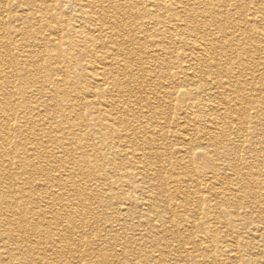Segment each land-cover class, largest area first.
<instances>
[{
  "label": "rangeland",
  "instance_id": "374dc122",
  "mask_svg": "<svg viewBox=\"0 0 264 264\" xmlns=\"http://www.w3.org/2000/svg\"><path fill=\"white\" fill-rule=\"evenodd\" d=\"M62 1L65 0H44L43 4L49 5V10L44 15L40 9H29L25 5L26 0H0L6 9L5 45L9 47L5 46L6 52L3 53H7L11 57V60L9 62L6 61L7 64L3 63L2 66H5L4 68L8 70L7 75H10L7 77V83L12 81L14 87L10 91L13 93L12 103H14L15 116L14 120L10 121L13 124L11 125L10 142L8 144L10 145L8 146V152L13 162L12 173L14 180L12 182L15 189V193L11 194L10 202L14 204V208H11L10 212L0 210V217L5 214L11 220L9 227L12 240L4 242V244L0 243V254L2 251H5L0 257V264H6L4 262L6 252H10L9 254H14L15 256H21L22 259L26 258L25 260L36 262L39 261L36 256L40 258L41 255L45 254L44 260L40 258V264H53L49 250L53 249L55 245L52 246L51 240L57 237L55 233L63 228V223L61 221L54 223L57 225H52L50 231L48 227L46 232L43 233V238L39 241L40 243L34 244L41 251L39 254L38 252L32 253L34 246L27 241V238L33 233L29 230V226H32L34 220L37 218H48L50 208L43 206L45 203L49 202V206H51L54 203H60V199L70 198L78 202L74 191L76 187L93 190L94 197L102 195L100 192L97 193L98 184L99 188L102 186L103 188L110 187L116 192V196L111 198L109 203L116 201L129 202L130 199L138 200L141 198L138 188L122 187L119 182L121 180L120 175L123 173L125 179L132 184L137 185V183H142L141 174H138L140 166L134 163L137 160L134 157L128 160L126 158L123 164L119 155L116 158L113 157L115 159L113 161L101 156L113 153L115 148L126 146L129 148L131 145L127 141H124L125 139L120 138L119 135L123 133V131H120V125H115L114 129H116L114 133L110 132L106 134V131H104V138L101 134L88 135L89 130L87 127L77 125L76 123L78 122L73 124L71 123L73 121H60L59 119L57 112L59 108L64 113H67L66 109H69L71 113L72 111H81L85 115L84 122H88L89 126L93 127L95 121L91 120L93 116L90 113H93L91 110L101 112L105 104H112V102H104V99L99 95L86 93L93 102L94 108L90 109L89 106L85 105V100L76 98V96L80 95L75 92L82 91L91 86L92 90L93 87H97L98 81L92 75L94 68L99 73L97 77H104L106 83H109V87L121 78V72L116 68L117 63L112 62L106 57L107 53L116 48L113 42L95 40L89 44L80 46L82 44L81 38L75 37L73 31L65 28V25L69 21L75 23L82 22L85 26L89 25L93 16L92 8L79 9L78 7L82 4L79 0H73V4L66 2L65 5L61 6ZM155 1H157L159 6L156 7V13H160L164 18L170 17L172 5L169 1L171 0ZM141 2L145 3V0L126 1V10H123V14L125 16L127 14L129 20L125 28L128 39L123 45L129 48L130 58L134 63V72L138 76V80L135 82L137 84L135 87L140 90L138 96L151 100L148 108L145 107L143 102L141 110L139 109L138 111H142L146 117H149V115L151 117L147 119V122H145V119L140 118L141 122L140 120L138 121L141 126L140 130L136 131L134 127H130L128 133L134 134L136 132L135 144H138L139 147L145 145L147 139L152 140V152L160 155L156 160L157 164L163 163V166L166 167L162 170L165 173L162 172L161 175L165 177L172 175L170 181L172 185H179L180 183L182 187L186 184L189 186L188 191H184L191 198L193 197V199L187 203V207L181 208L174 203H182L171 200L165 203L166 212H176L180 217L193 220L196 224L203 223L208 225L207 222L213 219H210L204 213L206 210L204 203L205 198L210 193H213L214 185L212 184L211 189L208 180L211 177L205 175L207 172L202 174V171L198 168L195 156L198 149L188 151L185 149L186 147H190L189 139L194 140V145L199 142L203 143L199 134L197 136L196 129L199 127L198 124L200 126L206 124L205 120L203 116L193 118L194 115L198 114L199 108L205 112L206 107L207 109L212 108L214 104H219L221 101L220 94H217L215 97H209L206 100L207 102L201 101V98H203L207 91L209 92V90L202 91L201 85L211 86L212 88L214 87V90H217V83L226 80V78L228 79L227 75L231 78V74H227L226 72L224 74L225 78L222 76V73H215L213 72L214 70H210L205 77L201 76V72H197L189 66V59L180 56L187 50L184 42L175 41L173 44H170L164 39L161 42L159 30H156V26L154 25L156 17L152 13H149ZM199 2L194 6L187 7L182 12L180 20L183 21L179 22L182 24L186 21L192 26V31H188L187 35L194 39H200L199 36L202 37L207 31L211 35L210 38H217L219 43L216 46H212L214 48L212 49L214 65L225 70L231 69L234 81H238L240 84L243 81L249 82V84H244L245 92L251 94L253 98L261 97V101L257 99L255 100L256 102L251 103L252 107H247L249 121L247 122V129L242 139L243 146L240 156L241 158L247 157L248 159L238 160L237 171L245 173L250 170L251 163L256 165V179L259 183L257 185L258 209L259 212L264 213V41L258 36L259 31L264 30V0H234L232 2L234 6L231 8H224V6L217 7L212 4L213 0H199ZM204 5H206V9ZM62 8L63 16L59 13ZM201 9L205 10L202 11ZM210 11H215L216 14L214 16L210 15ZM188 16H191L192 20L188 19ZM210 18H213V20ZM221 25H223L226 31L232 32L236 37H242V35L247 34V41L233 42L229 50L228 48H222L223 33L220 32ZM86 31L89 32L88 30ZM62 34L68 38L67 40H74L75 45L73 46L72 42H70V47L63 45L58 48L61 52L70 51L73 56L69 58L70 55L68 54V58L50 59L48 53L52 51V48L54 50L55 44L60 42ZM250 36H254V38L249 40ZM243 48L248 51H242ZM229 51L232 52L230 53ZM154 52L159 56L157 55L155 58L148 57L149 54H154ZM228 57L229 59L226 60L227 63L224 65L225 59ZM237 58L249 59V67L258 62L263 63V65L257 64L252 70L241 67L242 72H244L238 73L237 68L240 69V67L234 63ZM0 61L4 62L2 58H0ZM193 74H196V76ZM235 75L238 78L234 77ZM21 88L23 90L24 101L27 99V101H31V104L27 103L24 107L20 106L22 100L20 94ZM236 91L238 92L239 89H236ZM230 94L228 98L233 103L239 101L241 98L239 95L235 98L232 93ZM60 97L64 99L68 98L70 105H76L74 110L66 103L61 104L63 102L59 100L61 99ZM57 98L59 102L51 106ZM42 103H46L49 106H44ZM54 107L57 108H55L57 111L52 110ZM184 109H188L193 114L188 121L184 120L180 114ZM55 125V129L57 130L54 129ZM28 126L31 129L28 134L20 133L21 127ZM35 127L45 129L46 132L50 133L47 137H44V144L36 142ZM59 129L64 133H61ZM187 132L189 135L185 137V133ZM113 138L119 140V142H108ZM25 146L33 150L28 152L25 150ZM128 150L130 151V149ZM184 150L188 153L184 152ZM136 152L142 151L137 150ZM143 152L147 151L143 150ZM24 159L28 160V165L21 167L20 163ZM129 161L131 164H136L134 165L135 167L129 168L131 166ZM168 162H171V165L168 166ZM120 163L123 164V167L118 170L117 177L113 175V177L108 178L107 183H103L106 185L101 186L100 182L92 180V175L90 172H87L89 167L97 164L101 167L102 171L105 170L108 173V170L110 171L114 164ZM80 169L82 172H80ZM101 177L104 178V175ZM224 181L229 187L233 186L232 181L227 179H224ZM38 191L42 193H39V195ZM196 196L199 197L200 201H198ZM250 201L251 205L254 206L255 201L253 199H250ZM91 203L95 206L96 201L91 200ZM170 205H172V210L170 209ZM125 208L123 206L119 208L114 205L95 206L94 209L90 207L84 208L82 210L83 221L91 229H88V231L92 235H96L99 233H131V231L135 230L132 225L137 220L135 217L139 211L143 217L156 219V217L149 214L147 209H145L146 212L142 213L144 210L138 206L131 205ZM28 209L32 211L40 210L46 215L36 217L31 213H25ZM51 209L58 211L59 206L56 205L55 207H51ZM128 211H132V215ZM74 219L79 220V217L74 216ZM1 222L0 229L2 228ZM20 223L25 228L23 233L18 232V230L15 232V227ZM195 230L189 228V232L198 233ZM252 234L249 235L246 234V231L242 232L239 230V233H237L239 237H236V239L245 244V242H250V238H252L253 243H255ZM31 238L37 241L36 236H30ZM72 239H75V237L72 236ZM20 240L23 241L22 244L28 246L27 249L25 246H22L21 250H13L14 245L12 244H17ZM256 255L258 253L254 249H250V251L238 249L236 251V256H239L240 261L251 259L250 263L253 264L256 259L257 262L255 264H260V255Z\"/></svg>",
  "mask_w": 264,
  "mask_h": 264
},
{
  "label": "bare ground",
  "instance_id": "6f19581e",
  "mask_svg": "<svg viewBox=\"0 0 264 264\" xmlns=\"http://www.w3.org/2000/svg\"><path fill=\"white\" fill-rule=\"evenodd\" d=\"M79 1L82 3H80L81 6L78 7L79 9L92 8L91 10H93V16L89 22V25L85 26L82 22L75 23L73 21H69L65 25V28L67 30L73 31L75 37L81 38L80 41L82 44L80 46L89 44L95 40H108L113 42L116 48H114L113 51L107 53L106 57L112 62L117 63L116 68L119 70V72H121V78L120 80H116L109 87V83H106L104 77H97L99 76V73L94 68L92 75L93 78L95 77L98 81L97 87H93L92 90L91 86L82 91L75 92L80 95L76 96V98L83 101L85 100V105L89 106L90 109L94 108L93 102L89 99V95H86V93L99 95L104 99V102H112V104H105V107H103V111L101 112H95V110H91L93 111V113L90 112L91 115H93L91 120L95 121V125L93 127L89 126L88 122H84L85 115L81 111H72L71 113L69 112V109H66L67 113H64L61 108H59V111L56 110V107L51 109L58 112L60 121H73L71 122L73 124L78 122L76 123L77 125L84 126L85 128L87 127L89 130L87 133L88 135L101 134L104 136V131H106V134L110 132L114 133V130L116 129H114L115 125H120V131H123V133L119 135L120 138L125 139L124 141H127L131 145L129 148L127 146L115 148L113 153L104 154L101 156L113 161L115 160L114 158L118 157L119 155L121 156L120 160L123 164L125 163L124 161L126 158L128 160L134 157V159L137 160V162H133L140 166V172L138 174H141L140 176L142 183H137V185L132 184L125 179V175H123V173L120 175L121 180L119 182L120 186L122 187L125 186L127 188H138L141 198L138 200L130 199L129 202L116 201L109 203V200L116 196V192L110 187L103 188L102 185H106L103 183L108 181V178L113 177V175L117 177L118 170L123 167V164H114L111 170H108V173L105 170L102 171L101 167L97 164H93L92 167L88 168L87 172H90L92 175V180L101 183V188H99V184L97 186V193L100 192L102 195L94 197L93 190L84 189L83 187H76L74 191L75 195H77L76 199L78 202L69 197L70 199H60V203H54L51 206H49V202L45 203L43 206L50 208L48 218H37L34 220L32 226H29V230L33 232L30 236L37 237V241L32 240V238L30 239V236L27 238L28 243L34 246L32 253L35 254L38 252L39 254V252H41L34 244L40 243L39 241L42 240L43 233L46 232L48 227L50 231L52 225H57L54 223L61 221L64 226L61 230H59V232L55 233L57 237L51 240L52 246L55 245V247L49 250L50 256L53 259V264H251V259L240 261L239 256H236V251L238 249L242 251H250V249H254V251L260 255V264H264V213L261 211L259 212L258 209L257 185L259 183L256 179V165L251 163L252 166L250 167V170L246 171L245 173L237 171L238 160L248 159L247 157L241 158L240 156V151L243 146L242 139L244 137V132L247 129V122L249 121L247 107H252L251 103L257 99L261 101V97L253 98L251 97V94L245 92L244 84H249V82L243 81L240 84V82L234 81L232 79L233 72L231 69L228 70L226 68L227 70H225L214 65L212 53V49L214 48L212 46H216L217 43H219L217 38H210L211 35L207 31L202 35V37L199 36L200 39H194L187 35L188 31H192V26L186 21L182 24L179 22L183 21L180 20L182 12H184L187 7H191L200 3L199 0L169 1V3L172 5V13L168 18H164L160 13H156V7H159L157 1L145 0V3H141L144 4L145 9L149 13H152V15L156 17L154 25L156 26V30H159L161 42L164 40L170 44H173L175 41L184 42L188 52L186 53L187 50H185L180 56L182 58L189 59V66H191V68L197 72H201V76L205 77V75H207L210 70H214L213 72L215 73H222V76L224 77L226 72L227 74H231V78L227 75L228 79L225 77L226 80L217 83V90H214V87L212 88L211 86L204 84L201 85L202 91L209 90V92L207 91L203 98H201V101L207 102L206 100H208L209 97H215L217 94H220L221 101L219 104H214L212 108L210 107L207 109L206 107L205 112L201 111V108H199V111L197 112L198 114L194 115L193 117L195 118L203 116L205 120L206 124L201 126L198 124L199 127L196 129L197 136L199 134L200 139L203 141L205 146L202 142L194 145V140L189 139V146L192 148L190 149V147H186L185 149L187 151L196 148L198 149L197 155H195L198 168H200L202 174L207 172L205 175H209V177H211L208 178L211 189L212 184L214 185L213 193H210L205 198L204 203V206H206L204 213L207 217L213 219L210 222L206 221L208 225L203 223L196 224L193 220L180 217L176 212H166L165 203H168L171 200L182 203H174L181 208L187 207V203L193 199V197L191 198V196L185 192L188 191L187 189H189V186L186 184L182 187L180 183L179 185H172L170 183L172 175H169L168 177L161 175L162 172L165 173V171L162 170L166 167L163 166V163L160 165L157 164L158 162L156 160L160 157V155L152 152V140L147 139L145 145H141L139 147L138 144H135L136 132L134 134L128 133L130 127H134L136 131L140 130L141 126L138 122L140 118L145 119V122H147V119L151 117L150 115L149 117H146L142 111H138L139 109L141 110L143 102L145 107L148 108V105L151 104V100L149 98L144 99V97L138 96L140 90L135 87L137 85L135 82L138 80V76H136L134 72V63L130 58L129 48L123 45L128 39L126 37L127 34L125 33V28L129 20L127 14L126 16L123 14V10H126L127 0ZM233 1L234 0H213L212 4L216 5L217 7L224 6V8H231L234 6V3H232ZM43 2L44 0H26L25 5L28 6L29 9H40L45 15L46 11L49 10V5H46V3L43 4ZM66 2L73 4V0H65L62 1L61 6L65 5ZM204 6L206 9V5ZM205 9L201 10L204 11ZM62 10L63 8L59 12L61 13V16H63ZM5 12L6 9L3 6V3H1L0 58H2L4 62L0 61V210L10 212L11 208H14V204L10 202V197H12L11 194L15 193V189L13 188L12 182L14 180L12 173L13 162L10 159V154L8 152V146H10L8 144L10 142L11 125L13 124H11L10 121L14 120L15 116L13 106L14 103H12L13 93L10 91V89L13 87V84L12 81L7 83V77L10 75H7L8 70L4 68L5 66H2L3 63L7 64L6 61L9 62L11 60V57L7 53H3L6 52L5 46L8 47L5 45ZM210 12V15L214 16L216 14L215 11ZM187 18L192 20L191 16H188ZM210 19L213 20V18ZM188 22L190 23V21ZM220 28V32L223 33V45H221L222 48H228L229 50L232 46L231 43L247 41V34L242 35V37H236L232 32L226 31L223 25H221ZM238 31L240 30L238 29ZM258 36L264 41V30H260ZM252 38H254V36H250L249 40ZM67 39L68 38L62 34L60 42L55 44L54 50L52 48V51L48 53L50 59L57 60L60 58H68V54L70 55L69 58H72L73 55L70 51L61 52L59 49L63 45L70 47V42H72L73 46L75 45L74 40ZM101 44L103 45V43ZM242 51L248 50L243 48ZM229 52L231 53L232 51ZM157 55L158 54L154 52V54H149L148 57L155 58ZM227 59H229V57L225 59L224 65H226L225 63H227ZM248 61L249 59L245 60V58H237L234 63L240 67V69L237 68L238 73L244 72H242L241 67H243V69L248 68V70H252L254 69V66H257V64L263 65V63L256 60L258 63H254V65H251L252 67H249ZM193 75L196 76V74ZM234 77L238 78L237 75ZM236 89H239V93L236 91ZM230 93H232L235 98L237 95H239L241 97L240 100L237 102L235 101L234 103L231 102V99L228 98V95H231ZM20 94L22 98L20 106L24 107L27 105V103L31 104V101H27L28 99L26 100L27 102L24 101L22 88L20 89ZM55 100L56 101L51 106H54L57 102H59L58 98ZM59 100L63 102L61 104L66 103L74 110L76 105H70L68 98H61ZM131 101H133V103H131ZM42 105L49 106L46 105V103H42ZM180 114L186 121L190 120V116L193 115L188 111V109H184ZM55 128L56 125L54 126V129ZM35 129L36 142L44 144V137H47V135L50 133L39 127H35ZM29 131H31L29 126L20 128V133L22 134H28ZM59 131L64 133L60 129ZM194 133L195 131L193 132V135ZM186 135H189V133H185V137ZM103 140L105 141V139ZM115 141L119 142V140L114 138L110 139L108 142L115 143ZM128 149H130V151ZM25 150L29 152L33 149L25 146ZM137 150L142 152H136ZM143 150L147 152H143ZM185 150L184 152H187ZM55 162L58 163L57 160H55ZM129 164L131 165L129 168H132V166L135 167L134 165H136L131 164L130 161ZM24 165H28L27 159H24L23 162L20 163L21 167ZM169 165H171V162H168V166ZM36 169L38 170V168ZM80 172H82V170ZM103 175L104 178L101 177ZM224 179L232 181L233 186L229 187ZM37 193L39 194L42 192L38 191ZM196 197L198 198V201H200L199 197ZM52 199L54 200V198ZM250 199L255 201L254 206L251 205ZM91 200L96 201V207L108 205H114L119 208L120 206H123L124 208L131 205L138 206L144 210L142 213L146 212L145 209H147L149 214L156 217V219L143 217L139 211L135 217L137 220L132 225L135 230L131 231V233H99L92 235V233L88 231V229H91L88 228L86 223L83 221L84 216L82 214V210L84 208H95L94 204L91 203ZM56 205L59 206V210H52L51 207H55ZM171 206L172 205H170V209L172 208ZM25 213H31L36 217L46 215L40 210L32 211L30 209L26 210ZM128 213H131L132 215V211H128ZM74 216L79 217V220H75ZM0 221H2V228L0 229V243L4 244V242L6 243L12 240L9 227L11 220L9 217H7V215L4 214L0 217ZM189 228L196 229L198 233L189 232ZM16 230H18L20 233H23L25 228H23V224L20 223L15 227V232ZM239 230L242 232L246 231V234L249 235L253 233L252 235L255 239V243H253L252 238H250V242H245V244L236 239V237H239L237 235ZM72 236L75 237V239H72ZM22 242L23 241L20 240L17 244L13 243V250H21L22 246H25L27 249L28 246L26 244H22ZM3 253H5V251H2L0 257L3 255ZM6 253L7 254L5 255L4 261L6 264H40V258L44 260L46 257L45 254L41 255L40 258L36 256V258L39 260L36 262L25 260L26 258L22 259L21 256L9 254L10 252ZM256 262L257 260L255 259L253 264Z\"/></svg>",
  "mask_w": 264,
  "mask_h": 264
}]
</instances>
